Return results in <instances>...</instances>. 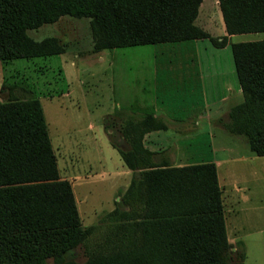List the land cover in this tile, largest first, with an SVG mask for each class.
Instances as JSON below:
<instances>
[{
    "label": "trees",
    "instance_id": "trees-1",
    "mask_svg": "<svg viewBox=\"0 0 264 264\" xmlns=\"http://www.w3.org/2000/svg\"><path fill=\"white\" fill-rule=\"evenodd\" d=\"M201 0H0V60L57 55L56 37L35 41L26 30L60 16L88 18L93 52L136 45L217 40L193 21ZM225 33L264 32V0H217ZM243 94L229 131L264 155V39L232 43ZM119 152L130 170L151 165L139 138ZM142 214L120 209L134 232L131 246L70 258L91 228H83L71 188L59 179L39 100L34 92L0 102V264H230L215 168L210 162L150 169L130 183ZM130 211L133 212L130 213ZM136 211V210H135Z\"/></svg>",
    "mask_w": 264,
    "mask_h": 264
},
{
    "label": "rangeland",
    "instance_id": "rangeland-1",
    "mask_svg": "<svg viewBox=\"0 0 264 264\" xmlns=\"http://www.w3.org/2000/svg\"><path fill=\"white\" fill-rule=\"evenodd\" d=\"M210 13L214 24L208 30L214 33L223 30L216 5L211 7ZM62 18L56 23L29 29L28 36L34 40L57 37L66 45L63 53L0 60V102L29 96L30 91L39 100L58 177L69 183L81 226L91 228L86 243L76 247L69 256L83 262L87 256L116 253L131 246L134 232L127 229L128 221L120 216V209L133 210L134 217L143 212L141 197L133 192L130 183L146 168L136 167L130 173L122 171L119 152L130 149L111 134L108 143L112 150L106 145L101 130V116L116 109L117 81L123 74L116 71L109 57L100 61L99 56L148 52L151 46L93 52L87 18L67 15ZM263 35L247 33L231 41H250ZM207 42L197 43L195 53L204 80H212L209 74L230 70L232 60L229 47L215 48ZM226 78L229 77L220 75L215 80L220 82ZM60 93L65 94L59 96ZM219 140L228 144L225 139ZM243 258L241 249H228L230 264H240ZM244 264H264V236L246 249Z\"/></svg>",
    "mask_w": 264,
    "mask_h": 264
},
{
    "label": "crops",
    "instance_id": "crops-1",
    "mask_svg": "<svg viewBox=\"0 0 264 264\" xmlns=\"http://www.w3.org/2000/svg\"><path fill=\"white\" fill-rule=\"evenodd\" d=\"M213 5L219 10L217 0H201L193 23L217 40L224 36L222 49L245 42L231 41L247 33L227 35L222 18L223 30H208L214 24ZM259 39L264 37L254 40ZM202 41L215 47L207 38L190 39L147 44L151 46L148 52L99 56L100 61L109 57L123 74L117 81L116 109L101 116V130L110 148L111 134L128 149L129 141L139 138L142 149L149 152L147 161L152 162L146 170L212 163L229 250L241 249L244 258L240 264H244L246 249L264 236V155L250 151L244 135L228 128L231 111L243 100L232 55L230 70L211 72L208 77L212 80H204L195 53ZM220 75L229 78L218 82L215 78ZM119 161L122 171H132Z\"/></svg>",
    "mask_w": 264,
    "mask_h": 264
}]
</instances>
